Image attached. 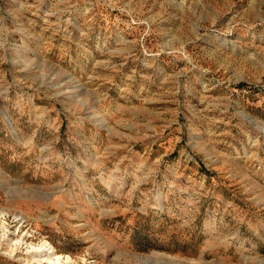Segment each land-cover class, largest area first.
<instances>
[{
	"label": "rangeland",
	"instance_id": "1",
	"mask_svg": "<svg viewBox=\"0 0 264 264\" xmlns=\"http://www.w3.org/2000/svg\"><path fill=\"white\" fill-rule=\"evenodd\" d=\"M264 264V0H0V264Z\"/></svg>",
	"mask_w": 264,
	"mask_h": 264
},
{
	"label": "bare ground",
	"instance_id": "2",
	"mask_svg": "<svg viewBox=\"0 0 264 264\" xmlns=\"http://www.w3.org/2000/svg\"><path fill=\"white\" fill-rule=\"evenodd\" d=\"M35 250L39 257L44 256L45 259L49 261V263L53 262L57 264L59 262H62V260H64V262H67L70 259L68 255L65 257L59 252H56L53 246L47 242L39 244L35 247Z\"/></svg>",
	"mask_w": 264,
	"mask_h": 264
}]
</instances>
